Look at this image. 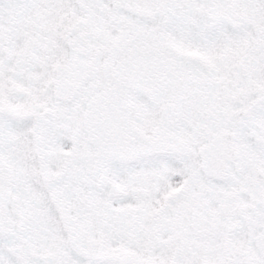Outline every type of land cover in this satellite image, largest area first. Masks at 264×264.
I'll return each mask as SVG.
<instances>
[{
    "label": "snow or ice",
    "instance_id": "6c2138e0",
    "mask_svg": "<svg viewBox=\"0 0 264 264\" xmlns=\"http://www.w3.org/2000/svg\"><path fill=\"white\" fill-rule=\"evenodd\" d=\"M0 264H264V0H0Z\"/></svg>",
    "mask_w": 264,
    "mask_h": 264
}]
</instances>
